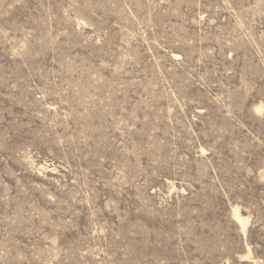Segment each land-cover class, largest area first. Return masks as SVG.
<instances>
[{
    "label": "rangeland",
    "instance_id": "1",
    "mask_svg": "<svg viewBox=\"0 0 264 264\" xmlns=\"http://www.w3.org/2000/svg\"><path fill=\"white\" fill-rule=\"evenodd\" d=\"M0 264H264V0H0Z\"/></svg>",
    "mask_w": 264,
    "mask_h": 264
}]
</instances>
